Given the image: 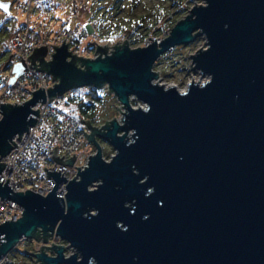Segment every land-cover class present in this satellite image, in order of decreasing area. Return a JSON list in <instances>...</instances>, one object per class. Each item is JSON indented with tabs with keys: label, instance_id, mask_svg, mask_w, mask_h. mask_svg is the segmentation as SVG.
Masks as SVG:
<instances>
[{
	"label": "water",
	"instance_id": "water-1",
	"mask_svg": "<svg viewBox=\"0 0 264 264\" xmlns=\"http://www.w3.org/2000/svg\"><path fill=\"white\" fill-rule=\"evenodd\" d=\"M10 6L0 0L3 12ZM199 37L207 45L190 55L199 81L184 90L158 82L157 60ZM53 46L50 60L43 45L30 68L23 58L14 65L9 84L36 68L55 86L28 89L33 97L23 104L0 102V174L13 138L36 125L33 106L48 96L108 84L126 111L123 123L81 120L96 152L77 167L79 179L45 167L57 182L47 196L0 181L1 201L24 209L0 224V258L24 239L48 244L56 236L71 254L53 243L29 255L42 264H264V0H202L167 37L138 47L126 40L112 54L98 45L96 58L72 54L65 41ZM99 137L115 151L109 160ZM65 182L63 198L57 188Z\"/></svg>",
	"mask_w": 264,
	"mask_h": 264
},
{
	"label": "built area",
	"instance_id": "built-area-1",
	"mask_svg": "<svg viewBox=\"0 0 264 264\" xmlns=\"http://www.w3.org/2000/svg\"><path fill=\"white\" fill-rule=\"evenodd\" d=\"M38 2L39 0L17 1V7L26 12V20L23 23V31L14 34L8 41L9 50L11 51L10 63L6 72L4 74L0 73V102L23 104L33 97V93L30 91L39 90L43 86L45 92H48V88L55 86L52 75L39 72L36 68L25 70L13 85L9 84L10 78L15 76L13 72L14 65L21 63L22 58L25 60L27 67L30 68L31 60L28 57L32 55L36 47L40 48L47 45V59L50 60L56 50L53 45L62 46L64 41L65 44H68L69 51H72V54L84 58L98 57L100 55L96 53L98 45L101 47L107 45L109 47L107 54H112V51H115L113 46L121 45V43H113L110 36L101 37L97 31V23L90 22L85 27H66L59 31H52L49 26L36 27L33 24L32 13L34 12V4ZM43 5L46 16L50 17L52 11L56 9V0H45ZM81 9V5L75 0L72 14L77 15ZM83 9L85 10L86 7H83ZM36 34L38 36L34 38L33 35ZM94 42L96 44H93ZM68 59L70 60V58ZM82 89H72L64 95H56L51 102H49L48 96L45 103L37 102L34 104L33 109L40 110V116H37L38 121L35 126L29 128V133L26 131L22 134L23 139L21 141L18 139L19 135L13 138L17 145L2 160L7 164L0 174V181L10 178L9 184L16 192L33 190L42 196H47L57 184L53 178L48 177V171L54 172L56 170L57 172L60 171L61 174L64 173V177L68 179L67 182L73 180L76 176L75 179L80 178L77 175L79 171L77 167H81L80 169L83 170L88 164L90 155L94 153L89 151L85 158L79 160L77 152L85 142H89L85 132L89 135L91 129L81 121V118L72 114L66 106H69L68 102L71 101V98ZM104 89L109 91V85L106 84ZM135 101L138 100L132 96V104L136 103ZM138 105L146 107V104L139 103ZM138 105L134 106L137 107ZM121 108L122 112L126 111L122 104ZM122 112L120 117L116 118L120 123H123L124 114ZM74 156H76V161L73 166L59 162L60 159L67 160ZM45 167L48 171L45 170ZM67 182L58 186V196L65 198ZM23 211V207L17 202L11 200L1 201L0 198V224L1 222L18 220L22 217ZM52 237L58 238L56 236ZM50 239L48 244L35 239L40 242L37 250L41 251L42 246L50 247L53 243L58 244L50 242ZM24 240L28 241L29 239ZM58 245H65L67 248L66 255L73 252L66 241L60 242ZM46 251L50 252L48 249ZM0 264H16L13 254L10 252L0 258ZM36 264L42 263L36 262Z\"/></svg>",
	"mask_w": 264,
	"mask_h": 264
},
{
	"label": "rangeland",
	"instance_id": "rangeland-1",
	"mask_svg": "<svg viewBox=\"0 0 264 264\" xmlns=\"http://www.w3.org/2000/svg\"><path fill=\"white\" fill-rule=\"evenodd\" d=\"M2 1L11 3L8 13L0 10V67L1 74H4L11 52L4 53L5 49L1 40L9 36L16 25L25 23L26 12L17 7L19 0ZM74 1L56 0L61 7L55 13L60 11V16L56 17L55 13H52L51 17L41 15L38 20L48 25L50 29L59 28L63 22L71 21L72 26H83L91 21L97 23V31L101 37L110 36L113 43L121 44L127 40L131 47L143 46L150 43L152 39L161 40L167 37L176 23L185 18L195 4L202 3V0H76L82 9L77 15L71 17ZM83 7L86 9L84 10ZM39 15L40 11H37V15L33 12L32 20ZM206 45L205 37H199L190 44L177 46L163 54L154 65V71L159 72L157 80L166 86L175 85L180 90L186 89L193 79L199 81L201 77L199 71L190 69V65L193 67L190 55L200 48H205ZM86 88L80 91L85 92ZM135 102L133 104L135 106L139 103L144 105L141 101ZM66 108L74 114L71 111L72 105ZM120 110H122L121 103L117 98H114L113 94L105 93L104 101L97 104L95 108V121L92 124L100 127L106 122L119 118ZM97 141L103 149V156L109 160L115 153L114 149L100 137ZM89 151L95 153L96 147L90 142H85L77 152L79 160L85 158ZM50 242L59 244L64 241L52 237ZM39 244L40 242L35 239L20 241L11 251L15 263L36 264V261L25 253L38 251Z\"/></svg>",
	"mask_w": 264,
	"mask_h": 264
},
{
	"label": "trees",
	"instance_id": "trees-1",
	"mask_svg": "<svg viewBox=\"0 0 264 264\" xmlns=\"http://www.w3.org/2000/svg\"><path fill=\"white\" fill-rule=\"evenodd\" d=\"M24 29V24L19 25L14 31L7 36L6 38L2 39L1 42L4 47V53L9 52V45L8 41L11 36L14 34L21 33ZM38 35H33L36 38ZM11 52V51H10ZM9 60L7 62V68L9 67ZM105 93H109L107 89H101L98 87L89 86L86 88L85 92H79L77 95L71 98V101L68 102V105H72L71 111L77 115V117L83 120H90L92 123L95 121V108L97 104L102 103L104 101ZM114 98H116L114 96ZM135 104V103H134ZM38 237H43V232H38ZM25 255H29L25 253Z\"/></svg>",
	"mask_w": 264,
	"mask_h": 264
},
{
	"label": "crops",
	"instance_id": "crops-1",
	"mask_svg": "<svg viewBox=\"0 0 264 264\" xmlns=\"http://www.w3.org/2000/svg\"><path fill=\"white\" fill-rule=\"evenodd\" d=\"M45 0H39V2L38 3H36V4H34V14L35 15H37V11H40V15L39 16H36V19L33 17V24L36 26V27H47L48 25H45V24H42L41 23V21H39L38 20V17H40L41 15H43V16H46V14H45V12H44V5H43V2H44ZM60 4L58 3V2H56V9H54L53 11H52V13H55L56 11H58L59 9H60ZM52 13H51V15H52ZM56 14V17L57 16H60V11H59V13L57 12V13H55ZM51 15H50V17H51ZM72 16H74L73 14H71V17ZM52 20H54V19H52ZM91 22V21H90ZM78 26V25H77ZM77 26H72L71 25V21L70 22H63V24L59 27V28H55V29H51L52 31H59V30H63V29H65L66 27H69V28H74V27H77ZM85 26H88V24L87 25H83V26H81V27H85ZM19 27V25H16L15 26V28L17 29Z\"/></svg>",
	"mask_w": 264,
	"mask_h": 264
},
{
	"label": "clouds",
	"instance_id": "clouds-1",
	"mask_svg": "<svg viewBox=\"0 0 264 264\" xmlns=\"http://www.w3.org/2000/svg\"><path fill=\"white\" fill-rule=\"evenodd\" d=\"M154 192V189L153 188H150L149 190H148V194L150 195V194H152ZM146 219H147V217H145Z\"/></svg>",
	"mask_w": 264,
	"mask_h": 264
},
{
	"label": "flooded vegetation",
	"instance_id": "flooded-vegetation-1",
	"mask_svg": "<svg viewBox=\"0 0 264 264\" xmlns=\"http://www.w3.org/2000/svg\"><path fill=\"white\" fill-rule=\"evenodd\" d=\"M31 259H34V258L31 257Z\"/></svg>",
	"mask_w": 264,
	"mask_h": 264
}]
</instances>
